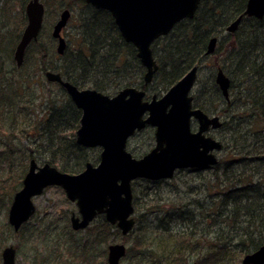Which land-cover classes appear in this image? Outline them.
<instances>
[{
  "label": "rangeland",
  "instance_id": "rangeland-1",
  "mask_svg": "<svg viewBox=\"0 0 264 264\" xmlns=\"http://www.w3.org/2000/svg\"><path fill=\"white\" fill-rule=\"evenodd\" d=\"M53 3L48 8L49 13H45L41 35L54 46L55 51L56 40L51 36V31L60 12L65 8L70 10L68 22L61 32L67 44L71 38L70 34L76 29V20L82 8L78 0L73 4L72 0H55ZM8 14L9 19L6 18ZM21 15L25 16L21 0H0V90L3 89L5 92L13 91L12 84L22 72L20 68L16 69L12 57L14 47L26 24V21L25 24H20ZM180 30L182 29L176 31L174 35H181ZM225 33L227 34L224 32L219 39L225 36ZM163 37L158 38V43L155 41L157 50L161 51L168 42L169 38ZM162 40H165L164 44L159 45ZM154 58L156 60L159 56ZM223 59L222 53L216 58L213 55L207 57L205 64L198 71L197 81L191 92L193 97L197 91L201 92L209 87L216 72L214 64L216 61L222 63ZM35 60L34 56L29 57L25 72H30L38 78L40 74ZM143 69L145 71L144 67ZM42 76L43 78L38 81L29 80V84L23 83L29 85V92L22 93L21 88L10 109L3 105L5 109L3 116L0 117V254L4 247L12 245L16 249L15 264H107L108 245L122 243L127 247L128 253L121 259L120 264H187L194 261H204L205 264H242L245 253L241 249L243 244L240 242L236 227L246 223L237 222L232 226L230 217L225 215L227 207L230 209L231 205H224L221 202H226L229 195L232 197L235 194L220 198L217 196L218 189L223 185L216 181L215 167L178 169L170 179L133 180L132 204L136 223L125 239L114 234L115 230L108 232L106 241L95 234L94 225L104 222L101 215L97 216L86 229L74 232L71 229L70 216L72 212L76 215L78 213L76 203L70 201L62 188L57 186L47 187L41 195L36 196L34 203L37 211L34 216L17 231L13 230L8 223V212L14 193L21 187L29 160L34 158L37 164L42 165L49 157L40 125L46 117L47 98L53 101L63 97L59 84L47 81L44 72ZM139 81L140 78L135 80V83ZM135 83L128 86L141 88ZM168 88L163 78L156 72L151 82L146 84L144 99L150 100L152 95L158 98ZM115 93L111 88L105 90V94L108 95ZM204 95L197 96L199 102L201 100V103L210 104L212 109L216 107L219 109L222 106V103L216 106L210 96ZM220 118L223 120L224 117L220 115ZM191 127L196 129L195 121H192ZM210 135L220 141L221 138L228 140L230 137L228 133L224 134V131H211ZM154 144V128L147 127L128 140L127 150L139 158ZM226 146L217 152L218 159L221 157L228 159V154H231L230 146ZM99 149L88 148L85 151L87 160L96 164ZM76 154L75 152V157L67 158L64 163L68 166L74 164L77 160ZM64 163H58L56 167L60 169ZM225 167L228 172L236 171L237 174L241 172L240 167L233 164ZM256 179L255 176L253 181ZM241 218L245 217H239ZM181 239H188L190 246L179 245ZM248 241L244 243L248 244ZM207 255L210 257L214 255L217 258L209 261Z\"/></svg>",
  "mask_w": 264,
  "mask_h": 264
},
{
  "label": "water",
  "instance_id": "water-1",
  "mask_svg": "<svg viewBox=\"0 0 264 264\" xmlns=\"http://www.w3.org/2000/svg\"><path fill=\"white\" fill-rule=\"evenodd\" d=\"M203 0H85L96 9L108 11L126 42L136 49V56L145 68L143 83L149 84L158 70L152 52V43L167 35L184 19L194 17ZM24 13L26 24L13 51V60L20 67L31 42L37 41L43 27L45 6L41 0H28ZM243 16L262 19L264 0H247ZM70 17L65 8L53 25L51 36L56 40V53L62 55L66 39L61 32ZM242 15L231 21L227 32H234ZM218 37L212 36L205 55L214 52ZM198 67L192 66L168 90L156 98L145 100V90L125 86L114 95L92 88H79L64 80L59 72L46 71L45 77L64 88L73 104L80 110L79 126L75 131L77 144L100 147L96 164L87 161L78 173H68L44 163L29 160L21 188L15 192L8 212V222L16 231L35 211L32 197L42 194L50 186L63 189L70 201L76 203L78 215L70 218L74 230L84 229L98 214L116 224L123 234L134 225L131 182L138 178L148 180L170 179L178 169L212 167L217 164L220 140L207 135L209 128L217 129L222 122L218 115H208L193 107L192 89ZM215 83L228 100L230 79L218 68ZM192 120L196 129H192ZM146 126L154 130V146L136 158L127 150V141ZM126 252L124 244L108 246L107 263L119 264ZM3 264H14L12 245L2 251ZM187 264H198L196 261ZM242 264H264V243L242 258Z\"/></svg>",
  "mask_w": 264,
  "mask_h": 264
},
{
  "label": "trees",
  "instance_id": "trees-1",
  "mask_svg": "<svg viewBox=\"0 0 264 264\" xmlns=\"http://www.w3.org/2000/svg\"><path fill=\"white\" fill-rule=\"evenodd\" d=\"M27 1L21 0V5L24 7ZM75 1L77 0H72V4ZM78 1L82 10L64 53L59 55L55 52L56 49L54 51V46L42 37V28L37 41L31 42L26 50L24 62L20 67L22 72L12 84L13 91L0 90V117L3 116L5 107L7 109L12 107L21 88L22 93L29 92V85L23 83H28L29 80L38 81L43 78L42 73L46 70L59 72L64 80L79 88L90 86L104 93L109 88L117 92L122 87L133 85L135 80L140 78L135 84L146 91V84L143 83L145 71L136 56V49L123 39L111 14L106 10L92 7L85 0ZM42 2L45 13L48 14V8L55 0ZM246 2L247 0H203L193 18L177 23L170 33L163 37L169 39L161 51L155 46L158 39L151 45L154 57L159 56L156 58L158 64L156 72L163 78L166 87L173 85L194 65L198 66L199 71L207 57L213 55L216 58L220 53L224 55L222 63L215 62L214 70L221 68L230 77L229 101L224 100L214 79L211 78L208 88L201 92L197 91L193 104L206 113H216L224 117L221 127L216 131H224V134L230 135L228 140L221 138V141H224L221 150L228 145L231 154H228V159L225 157L218 159L214 166L216 181L223 185L218 189L217 196L220 198L235 194L232 197L229 195L226 202L221 203L231 205L230 209L227 207L225 215L230 217L232 226L237 222L246 223L236 227L240 242L243 244L241 249L245 254L264 243V17L242 18L234 33L227 32L221 39L219 36L226 32V27L231 21L243 13ZM6 18L9 19V14ZM20 18V24H25V16L21 15ZM179 29H182L181 35L176 37L174 34ZM212 36H217L218 42L214 53L207 56L206 44ZM163 41L165 40L159 41V45H163ZM12 48L13 45L11 50ZM31 55L34 56V60L36 59L35 64L40 74L38 78L30 72H25ZM60 88L63 97L53 101L47 98L46 117L40 123L42 138L44 137L43 141L47 143L49 152L45 163L56 167V164L66 162L69 157L74 158L76 152L78 155L76 154L75 163L71 166L64 163L59 170L78 173L89 161L85 157L88 148L75 141V131L79 126L81 112L64 89L61 86ZM200 94L210 96L216 106L220 103L222 106L219 109L217 107L212 109L210 104L201 103V100L199 102L197 96ZM98 159L99 154L96 160ZM230 164L240 167L241 172L238 174L236 171L228 172L225 166ZM255 176L257 179L253 181ZM241 216L245 218L239 219ZM247 240L249 243L245 244L244 241ZM188 242V239H181L179 245L188 247L190 246ZM216 258L217 256L207 255L209 261ZM198 264L205 262L199 261Z\"/></svg>",
  "mask_w": 264,
  "mask_h": 264
},
{
  "label": "flooded vegetation",
  "instance_id": "flooded-vegetation-1",
  "mask_svg": "<svg viewBox=\"0 0 264 264\" xmlns=\"http://www.w3.org/2000/svg\"><path fill=\"white\" fill-rule=\"evenodd\" d=\"M88 4V3H87ZM24 8H25V5H24ZM244 12V11H243ZM242 15V18H245V17H248V16H243V13L241 14ZM26 18V17H25ZM241 21H242V19H241ZM240 21V22H241ZM240 22H239V24H240ZM54 25V24H53ZM238 27H239V25H238ZM238 27H237V29H238ZM236 29V30H237ZM235 30V31H236ZM234 31V32H235ZM22 32V31H21ZM227 32V31H226ZM234 32H232V33H234ZM228 33H230V32H228ZM217 37V36H216ZM218 42V41H217ZM17 44V43H16ZM16 46V45H15ZM217 46V45H216ZM15 48V47H14ZM216 49V48H215ZM14 51V50H13ZM215 51V50H214ZM214 53V52H213ZM211 55V54H210ZM12 56H13V54H12ZM207 56H209V55H207ZM15 63V62H14ZM15 66H16V64H15ZM22 66V65H21ZM20 66V67H21ZM20 67H17L16 66V68H20ZM198 67V66H197ZM218 69V68H217ZM216 69V70H217ZM46 71H51V70H46ZM45 71V72H46ZM45 72H44V77H45ZM54 72V71H53ZM197 74H198V70H197ZM226 74V73H225ZM227 75V74H226ZM228 76V75H227ZM215 77V76H214ZM229 77V76H228ZM46 78V77H45ZM229 79H230V77H229ZM47 80V79H46ZM48 81V80H47ZM196 81H197V78H196ZM230 82H231V80H230ZM214 83H215V80H214ZM58 84V83H57ZM195 84H196V82H195ZM215 85H216V83H215ZM195 86V85H194ZM217 86V85H216ZM63 88V87H62ZM194 88V87H193ZM217 88H218V86H217ZM64 89V88H63ZM229 89H230V86H229ZM218 90H219V88H218ZM65 91V90H64ZM220 91V90H219ZM66 93V92H65ZM220 93H221V91H220ZM230 93V92H229ZM192 94V93H191ZM221 95H222V93H221ZM68 96V95H67ZM223 97V96H222ZM194 98V97H193ZM224 98V97H223ZM229 97H228V100H226L225 98H224V100L225 101H229ZM208 114V113H207ZM209 115V114H208ZM214 115V114H213ZM215 115H218L219 117H220V115L219 114H215ZM221 119V118H220ZM192 121H195V120H192ZM221 122H222V120H221ZM147 127H152V126H147ZM146 127V128H147ZM221 127V126H220ZM219 127V128H220ZM152 128H154V127H152ZM219 128H217V129H212V128H209L208 129V131H207V135H210V132L211 131H216V130H218ZM154 130H155V128H154ZM211 136V135H210ZM100 151H101V148L99 149ZM99 151V152H100ZM99 160V159H98ZM205 168H209V167H202V168H192V169H205ZM28 170V169H27ZM27 172V171H26ZM26 172L24 173V175L26 174ZM24 175H23V177H24ZM23 177H22V179H23ZM21 183H22V181H21ZM63 190V189H62ZM15 194V193H14ZM36 196H34V197H32V202H33V204H34V206H35V203H34V198H35ZM36 211H37V209H36V206H35V211H34V213L30 216V218H32L33 216H34V214L36 213ZM73 214H75L74 212H72L71 213V216L73 215ZM76 215V214H75ZM77 215H78V213H77ZM76 215V216H77ZM99 215H101L102 217V219H104L105 221L104 222H102V223H97V224H95L94 225V229L96 230V232H95V234H97L99 237H101V239L102 240H107V234H108V232H110V230H115V233L114 234H118V235H120L121 236V239H125L124 237H126V235H128L129 234V232L133 229V227H134V225H135V223H136V219L133 217V214H132V217L134 218V225H133V227H132V229H130L127 233H125V234H123L122 232H121V229L116 225V224H112V223H110V222H108L106 219H105V216H104V214H98V215H96L95 217H94V219L97 217V216H99ZM71 216H70V218H71ZM29 218V219H30ZM28 219V220H29ZM93 219V220H94ZM27 220V221H28ZM92 220V221H93ZM27 221H25V222H23L22 224H21V226L23 225V224H25ZM92 221L88 224V226H86L84 229H86L87 227H89L90 226V224L92 223ZM9 223V222H8ZM70 225H71V222H70ZM20 226V227H21ZM19 227V228H20ZM13 228V227H12ZM71 229H72V227H71ZM84 229H79V230H74V229H72L74 232L75 231H80V230H84ZM14 230V229H13ZM90 230V229H89ZM17 231V230H16ZM112 244H116V243H112ZM118 244H122V243H118ZM110 245V244H109ZM108 245V246H109ZM10 246V245H9ZM5 248V247H4ZM3 248V249H4ZM3 249H2V251H3ZM14 249H15V247H14ZM125 249H126V252H125V254H124V256L125 255H127V253H128V251H127V247L125 246ZM257 249V248H256ZM256 249H254V250H256ZM254 250H252V251H254ZM2 251H1V254H0V257H1V264H3V259H2ZM251 251V252H252ZM107 255H108V247H107ZM123 256V257H124ZM123 257H121L120 258V261H121V259L123 258ZM15 258H16V249H15ZM120 261H119V264H120ZM14 264H15V259H14ZM72 264H74V263H72ZM76 264V263H75ZM108 264V263H107Z\"/></svg>",
  "mask_w": 264,
  "mask_h": 264
},
{
  "label": "bare ground",
  "instance_id": "bare-ground-1",
  "mask_svg": "<svg viewBox=\"0 0 264 264\" xmlns=\"http://www.w3.org/2000/svg\"><path fill=\"white\" fill-rule=\"evenodd\" d=\"M213 54V53H212ZM197 66V65H196Z\"/></svg>",
  "mask_w": 264,
  "mask_h": 264
}]
</instances>
